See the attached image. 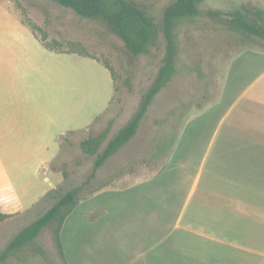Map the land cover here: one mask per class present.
<instances>
[{"label":"rangeland","instance_id":"1","mask_svg":"<svg viewBox=\"0 0 264 264\" xmlns=\"http://www.w3.org/2000/svg\"><path fill=\"white\" fill-rule=\"evenodd\" d=\"M138 1L151 7L159 21L173 0ZM254 6L264 9V0H204L198 16L178 25L177 74L155 96L136 135L96 168V156L87 154L81 142L106 129L111 138L135 113L142 93L161 66L163 37L159 49L135 58L101 20L83 17L54 0H0V12L12 15L0 14V52L14 56L18 67L12 88L31 91L22 102L40 107V112L19 122L0 125V199L10 203L21 198L25 205L24 198L30 199L44 189L45 196L58 186L64 190L79 187L82 193H88L149 161L161 139L181 135L190 113L196 112L191 128L201 127L202 105L217 99L220 76L230 58L246 48L264 50L260 38L231 30L210 12L219 11L231 18V12H247V7ZM19 17L53 47L96 55L113 68L117 91L105 112L114 95L113 78L105 65L78 53L49 51L35 38L31 42L27 34L31 36L32 32ZM16 24L22 29H16ZM42 107H48L49 113L43 115ZM15 138L21 144H5ZM88 179L89 184H85ZM52 203L40 201L19 213L16 208H8L17 213L0 222V252ZM35 243L45 247L47 260L40 254H30L29 264H62L50 227L42 229ZM11 263L21 261L13 258Z\"/></svg>","mask_w":264,"mask_h":264},{"label":"crops","instance_id":"2","mask_svg":"<svg viewBox=\"0 0 264 264\" xmlns=\"http://www.w3.org/2000/svg\"><path fill=\"white\" fill-rule=\"evenodd\" d=\"M29 29L31 42L53 51ZM17 68L14 56L0 52V87L7 86L0 88V125L40 112L22 102L31 91L12 88ZM112 78L114 95L102 112L116 95ZM200 111L201 127L191 128L190 113L181 135L161 139L149 161L78 201L61 229L62 264H264V50L230 58L217 99ZM44 194L24 198L25 205L0 199V210L19 213Z\"/></svg>","mask_w":264,"mask_h":264},{"label":"trees","instance_id":"3","mask_svg":"<svg viewBox=\"0 0 264 264\" xmlns=\"http://www.w3.org/2000/svg\"><path fill=\"white\" fill-rule=\"evenodd\" d=\"M54 1L74 10L83 17L103 21L111 31L125 42L128 51L135 58L142 54L150 55L154 49H159L162 44V37L165 42V53L161 60V66L152 83L142 93L135 113L111 138L108 139L110 131L106 129L99 134H90L81 142V146L87 154L96 156L95 167L99 168L136 135L155 96L177 74V55L179 53L177 27L184 20L198 16L201 13L200 5L204 0H173L165 7L159 21L152 8L138 0ZM246 11L231 12V18L223 17L219 11H211L210 13L226 22L231 30H237L247 37L256 36L264 43V9L254 6L247 7ZM28 26L30 27V25ZM30 28L38 36L36 31L32 27ZM40 40L45 47L56 52H78L58 49L44 39L40 38ZM78 53L102 60L100 57L90 53ZM102 61L110 69L116 81L113 68L104 60ZM91 178H94V174L91 175ZM90 179L85 184H89ZM106 185L104 184L88 193H82L79 187L64 190L62 186H58L50 190L41 201H52V205L39 217L22 228L6 244L0 252V264H12L11 260L13 258L21 261L19 264H29L31 262L29 260L30 254H40L47 260L45 247L35 243V239L46 226L52 229L59 256L64 259L60 233L66 218L73 211L79 200L86 198ZM11 216L12 214L0 211V222L7 220Z\"/></svg>","mask_w":264,"mask_h":264}]
</instances>
